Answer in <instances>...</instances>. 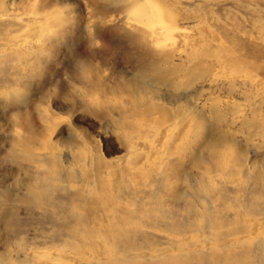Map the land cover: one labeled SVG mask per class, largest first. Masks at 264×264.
Wrapping results in <instances>:
<instances>
[{
    "label": "rangeland",
    "instance_id": "obj_1",
    "mask_svg": "<svg viewBox=\"0 0 264 264\" xmlns=\"http://www.w3.org/2000/svg\"><path fill=\"white\" fill-rule=\"evenodd\" d=\"M18 3L33 16L34 0ZM82 5L62 6L67 20L43 32L0 31V264H213L214 250L261 264L264 57L234 37L264 40V0L175 1L179 50L143 67L116 21L100 25L103 44ZM93 191L132 222L108 244L114 255L79 236L111 219ZM250 225L252 239L228 248Z\"/></svg>",
    "mask_w": 264,
    "mask_h": 264
},
{
    "label": "bare ground",
    "instance_id": "obj_2",
    "mask_svg": "<svg viewBox=\"0 0 264 264\" xmlns=\"http://www.w3.org/2000/svg\"><path fill=\"white\" fill-rule=\"evenodd\" d=\"M19 1L18 0H11V1L10 0H0V26H2V27H0V31L3 30L4 28L9 31V29L6 28L7 26L22 27L23 25H27V26H30V28L32 30V33L38 27L41 28L40 30H41V32H43L46 29V27L50 28V26L53 24L52 20H55V21L56 20H58V21L60 20L63 23H64V21L67 20V18L63 19V17H61L63 12L65 13V10H66V9L64 10L65 7H62V6H66V8L68 7L69 9H72V10H73V7L75 6L76 10L77 9L80 10L81 7L83 6L82 3H84V5H86V8L89 7V9L91 10L90 11V17H91L90 19L91 20H89V21L91 23V27L94 29V35L96 37H99V38L103 39V41H104L103 44H106V42H108V37L105 35L106 33L102 30V27L100 25H102L105 22H107L108 19H111V20H113V22L116 21V25L118 27L116 29H119L121 27L120 29L124 33V39H125V37L127 38L129 47L135 53V55L132 56L134 58V60L131 61V63L134 66H138L139 65L138 67H143V66H145L148 63H151V64L154 63L155 64V63H159V62H169V61L173 60L174 55L177 54V51L179 50V48H178V45H179L178 41L179 40L177 39L178 36L176 35V32H175L176 30L174 28L175 27L174 20H175V17H176L175 13H178V12H175L176 9H174L175 8L174 5H175V1H177V0H34L35 1V3H34L35 4V6H34L35 8L33 9V12H32L33 16L32 15L28 16V14L21 13L22 15H26V16H24L25 18L20 16L18 13L15 12L16 11L15 8L19 4L18 3ZM14 6H15V8H14ZM79 12H80L81 16L79 17V22L78 23L80 24V22L84 21V17L85 16L82 15L83 12H81V11H79ZM34 14H37V15L34 16ZM76 15H77V13H76ZM86 15H88V13ZM86 19H89V18H86ZM86 22H88V21H86ZM63 23H61V24H63ZM54 27H56V25ZM77 27H80V26H77ZM42 28H44V29H42ZM77 29L79 30V28H77ZM39 33H40V31H39ZM234 38H235V43L237 44V46L241 47L242 49L246 48V49L251 50V51L253 50L254 52L256 51L259 55L264 57V40L261 39L260 37H254V36L251 37V36H247V35L242 36V35H237L236 34ZM198 43H199V40H196V39H191V40H187L186 41V44L189 45L191 48L192 47L194 48V46L197 48ZM128 52H129V50H128ZM130 52H131V50H130ZM126 56H127V54H126ZM153 71H155V70H153ZM94 80H95L96 84H98V82H99V84L103 83V79L102 78H97L98 82H97L96 78ZM125 171H127V170H125ZM125 171L123 170V172H125ZM130 176H131V174H130ZM81 183H82V181H81ZM103 189H101V190H103ZM93 190H95V189H93ZM94 192L95 191H93V193ZM100 192H102V191H100ZM100 192L99 193L95 192V194L92 193L94 196L97 195V199L95 200V205H96V202H98L99 205H101L108 212L107 215L111 219H110V221L108 223H103V221L97 219L98 221L96 223H94V224H92L90 226L88 225L84 230H82L79 236L83 240H88V241H86L88 244L86 242H83L85 245L87 244L88 246H91V248H94V246H95L96 249L94 248V250H97V246H96L97 244H98V247H101V245H99L100 244L99 241H102L104 243V246H102L101 248L106 247L105 250L114 255L113 249L109 245L111 243H113L115 240H120V238L123 237L122 235H124V229L126 227H128L129 222L131 220L129 221L128 218H126L127 216L120 219V218L116 217L115 215H113V212L110 209V207H112V205L110 204L111 201H109V200H111L109 194H108V196H109V198H108L105 193H100ZM115 206H116V204H115ZM123 206H124V204H123ZM123 206H121V207H123ZM135 206H137V205H135ZM96 208H98V206ZM104 209H102L103 212H104ZM139 213H141V212H139ZM98 218H99V216H98ZM130 223H132V222H130ZM171 225L173 226L175 224L173 222H171ZM137 226H138V224H137ZM192 226H194V225H192ZM128 228L131 229L132 227H128ZM175 228H176L175 232H177L179 234L181 227H176L175 226ZM193 228L194 227H192L191 230H193ZM184 229H186V228H184ZM169 231H170V229H169ZM125 232H126V229H125ZM172 232H174V231H172ZM254 232H255V226L250 225L248 227L247 234H243L242 236H230V238L225 237V238H227L226 241L229 243V245L227 247L228 248H233L237 243L239 244L240 241H243V243H244L245 239H250L251 240L252 239L251 235H253ZM180 234H182V233H180ZM180 234H179V236H181ZM186 235H187V233H186ZM172 236H174V234L172 235V233H171V237ZM179 236L178 237L174 236V238H179ZM219 236L216 233V236H215L214 239L216 240V238L219 237ZM222 236H223V234H222ZM222 236H220V237H222ZM189 237H191V236H189ZM180 238H183V237H180ZM185 238H187V237H185ZM241 238H244V239L241 240ZM193 239H195V238H193ZM220 239L221 238H218V240H220ZM183 240L185 241L184 238H183ZM188 240H190V239H188ZM218 240H216V241L218 242ZM205 241H204V243H205ZM180 242H182V239H181ZM177 243H178V241H177ZM177 243H176V245H177ZM204 243H202V245H204ZM228 243H225V244H228ZM179 245H178V247H179ZM189 245H191V244H189ZM204 246H206V245H204ZM220 246H221V244H220ZM220 246L218 244L215 247L213 246V248L217 249V250H219V249L221 250L222 248H220ZM192 247L193 246H191L190 248H192ZM194 248H195V246H194ZM206 248H207V246H206ZM208 248H210V247H208ZM185 249H187V248H185ZM98 250H99V248H98ZM180 250H181V248H180ZM195 250H197V249H195ZM61 251H62V248H58L56 250V254H59ZM169 251H171V250H169ZM233 251H234V248H233ZM96 252L97 251H95V253ZM99 252H97V253H99ZM181 252H182V250H181ZM181 252L179 251V254ZM241 252H243V251L241 250ZM82 254H83V252H82ZM93 254H94V252H93ZM93 254H92V256H93ZM179 254H178V256H179ZM182 254H183V252H182ZM152 255L154 256V254H152ZM175 255H177V254H175ZM192 255H193V252H192ZM212 255H213V257H217V258H215L216 260L213 261V264H255V262H257V261H255V262L251 261L250 260L251 256L248 257L249 254H248V256H244L242 258H239V256H230V255H227V254L221 255V254H218V251L214 250V251H212ZM107 256H109V255H107ZM196 256H197V254H196ZM205 256H209V255L206 254ZM44 257L46 259H48V260H51L52 263H54V264H65L64 259L63 258H59L58 256L48 254V255H45ZM118 257L120 258V256H118ZM197 257H199V256H197ZM183 258L184 257H182L181 259H183ZM190 258L191 257H188L186 259V257H185L184 260H182V261L179 260L178 258H174V260H175L176 264H189ZM193 258H194V256H193ZM118 259L115 260L114 262H110L111 261L110 260V261H108V263L109 264H121V262L118 261ZM176 259L179 260V261H177ZM192 260H195V259H192ZM171 261H173V259ZM123 262H125V261H123ZM160 262H162V261H160ZM160 262H159V264H161ZM142 263L146 264L144 262H142ZM259 263L264 264V258H263V260L260 259ZM94 264H104V263L101 262V261H96ZM137 264H141V263H137ZM162 264H163V262H162ZM192 264H194V262Z\"/></svg>",
    "mask_w": 264,
    "mask_h": 264
}]
</instances>
